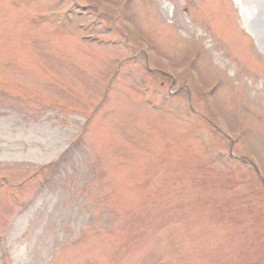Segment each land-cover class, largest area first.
<instances>
[{"label":"rangeland","instance_id":"374dc122","mask_svg":"<svg viewBox=\"0 0 264 264\" xmlns=\"http://www.w3.org/2000/svg\"><path fill=\"white\" fill-rule=\"evenodd\" d=\"M259 11L0 0V264H264Z\"/></svg>","mask_w":264,"mask_h":264},{"label":"bare ground","instance_id":"6f19581e","mask_svg":"<svg viewBox=\"0 0 264 264\" xmlns=\"http://www.w3.org/2000/svg\"><path fill=\"white\" fill-rule=\"evenodd\" d=\"M259 13H260L259 16H261V20H264V11L263 12L259 11ZM256 24L259 23L256 22ZM19 132L20 131H18L17 129L15 130L8 129L5 126V123L0 122V141L3 142V145L0 147V153H2L3 156L12 155V154H22L21 152H19V150L16 148V145L14 144L15 139L20 137L21 132L20 133ZM43 134L45 135V132H43ZM45 141H46V147H44V152H45V154H43L44 156L46 155V153H49L51 151V148L49 147L54 146L55 139L53 138V136L48 135L45 137ZM25 155L28 158L39 159L35 151H33L32 149L26 150Z\"/></svg>","mask_w":264,"mask_h":264}]
</instances>
